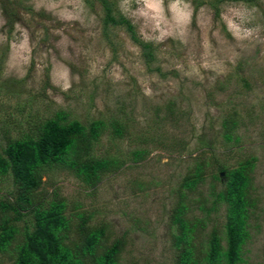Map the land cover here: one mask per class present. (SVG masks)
I'll list each match as a JSON object with an SVG mask.
<instances>
[{
	"label": "rangeland",
	"instance_id": "rangeland-1",
	"mask_svg": "<svg viewBox=\"0 0 264 264\" xmlns=\"http://www.w3.org/2000/svg\"><path fill=\"white\" fill-rule=\"evenodd\" d=\"M109 9L151 54L126 23L107 21ZM60 110L84 125L104 120L94 155L124 165L96 188L52 169L44 188L74 214L110 223L109 242L127 234L122 264H173L170 217L183 177L201 160L235 166L253 157L260 201L241 264H264V0H0V143L35 134ZM212 182L209 174L203 194ZM12 188L10 176L1 180V194ZM197 205L193 214L203 215ZM225 218L220 204L207 231ZM25 220L32 229V216ZM0 264L10 258L0 254Z\"/></svg>",
	"mask_w": 264,
	"mask_h": 264
},
{
	"label": "trees",
	"instance_id": "trees-1",
	"mask_svg": "<svg viewBox=\"0 0 264 264\" xmlns=\"http://www.w3.org/2000/svg\"><path fill=\"white\" fill-rule=\"evenodd\" d=\"M111 10L107 21L113 25L126 23L133 39L151 54V46L140 41L134 25ZM68 115L60 110L43 120L35 134L8 136L6 142L0 143V182L9 176L13 180L8 193L0 191V254L10 258V264H122L129 242L127 234L109 242L110 223H91L92 216L85 210L74 214L56 188L51 198L44 188V178L52 169H67L96 188L106 174L124 165L116 157L94 155L96 143L108 128L104 120L84 125L69 121ZM237 125L236 117L226 120L225 135L229 140L234 138ZM113 130L118 138L125 137L128 131L126 124L118 120ZM235 140H239L237 135ZM135 155L137 160L146 158L142 151ZM216 161H198L180 184L170 217L175 227L171 234L176 254L173 264L244 261L245 247L252 237L250 220L260 201L254 194L256 158L243 159L235 166ZM210 165L213 173L209 172ZM209 174L213 182L209 195H205L199 187ZM195 192L201 197L192 198ZM195 204L203 215L193 214ZM220 204H225L224 228L213 226L207 231L212 213ZM28 215L34 220L32 229L21 224Z\"/></svg>",
	"mask_w": 264,
	"mask_h": 264
}]
</instances>
